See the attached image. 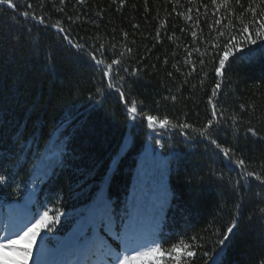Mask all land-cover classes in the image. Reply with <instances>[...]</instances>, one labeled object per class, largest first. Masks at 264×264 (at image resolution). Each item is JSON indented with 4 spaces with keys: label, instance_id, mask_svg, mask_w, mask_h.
Here are the masks:
<instances>
[{
    "label": "trees",
    "instance_id": "obj_1",
    "mask_svg": "<svg viewBox=\"0 0 264 264\" xmlns=\"http://www.w3.org/2000/svg\"><path fill=\"white\" fill-rule=\"evenodd\" d=\"M27 2L18 4L16 10L0 5V147L12 153L5 167L15 172L13 179L0 185L2 210L30 194L28 218L46 208L53 209L50 215L62 211L64 215L52 225L53 231L47 233V238L42 232L38 239L47 258L67 249L73 264L82 261L77 260L74 247H64L73 236L69 232L77 231V238L101 198L111 202L118 231L122 230L119 226L123 220L131 225L130 238L138 235L136 242L147 237L166 240L169 243H162L165 249L180 239L190 242L195 235L202 251L214 254L223 247H214L215 241L222 238L233 216H238L239 228L226 242L222 264H264V202L256 196L260 189L255 182L251 190L239 186L232 189L239 173L213 145L200 137L189 139L178 129H152L146 121L133 124L124 103L131 97L141 106L140 111L167 115L175 123L187 122L196 127L210 118L208 97L220 80L209 59L215 42L211 37L216 35L215 30L209 34L211 10L203 16V4L210 5V0H179V4L174 0H124L123 4L121 0H85L83 5L65 0L63 12L56 10L60 0H45L43 8L41 0H31L37 16L44 15L48 25L61 21L73 45L78 42L81 49L70 45L56 28L21 17L19 13L28 10ZM230 3L236 13L233 24L239 26L243 10L235 0ZM241 3L246 8L249 0ZM197 8L200 28L193 29L192 21L178 13L191 9L195 20ZM69 16L74 23L67 19ZM248 18L250 13L245 14V21ZM191 30L198 33L195 42ZM173 34L175 38L169 39ZM12 37H18L19 42ZM33 37L38 48L29 42ZM100 44L105 48L98 58L110 63L115 58L111 49L114 44L116 56L124 53V68L128 73L138 70V75L121 71L112 79L116 88L108 89L107 77L102 80L103 66L88 56ZM261 45L264 41L251 45V51L245 48L246 55L237 53L238 58L230 60L220 96L229 121L232 114L243 121L238 142L246 161L255 165L264 161V139L245 136L244 132L249 121L258 130L264 128ZM193 47L200 49L189 57L197 68L186 75L190 65L184 59ZM205 51L209 55L201 56ZM46 56L50 58L46 60ZM200 59L205 60L202 70ZM117 88L125 91L124 99ZM241 104L245 109L240 108ZM232 133L233 128L226 125L214 138L224 144L226 139L233 141ZM189 136L196 134L189 130ZM152 143L158 145L159 155L167 158L169 165L165 173H159L155 184L145 185L136 178L144 165L152 163L145 157ZM17 157L20 164L16 163ZM221 171L223 178L217 174ZM126 210L129 215H125ZM109 243L116 247L119 242L109 238ZM197 251L192 264H206L199 255L201 250ZM35 252L28 264H34Z\"/></svg>",
    "mask_w": 264,
    "mask_h": 264
},
{
    "label": "snow or ice",
    "instance_id": "obj_2",
    "mask_svg": "<svg viewBox=\"0 0 264 264\" xmlns=\"http://www.w3.org/2000/svg\"><path fill=\"white\" fill-rule=\"evenodd\" d=\"M23 2L24 0H16V2L14 0H0V5H7L12 10H16L18 4L22 5ZM44 2L45 0H41V8H43ZM174 2L179 4V0H174ZM77 3L83 5L85 0H77ZM123 3L124 0H121V4ZM64 4L65 0H60V7H56L55 4L53 6L56 7L58 12H63ZM235 5L243 10L239 16V26L233 24L232 17L236 13L230 0H210V5L203 4L205 10L203 16L206 17L209 10H211L213 15V23L209 26V34H211L212 30H215L216 35L215 37H211L215 42L211 44V55L209 59L214 65V73L220 80L215 83V86L211 89V95L208 97L210 118L200 127H196L194 124L187 122L175 123L167 115L161 117L160 115L140 111L138 108L141 106L138 105L134 98L129 97L128 99H124L126 96L125 91L120 88H117L116 91L124 99L128 118L133 124L138 121H146L147 126L152 129H156L157 127L160 129H178L189 139H196V137L203 138L204 141L213 145L222 154L225 162L229 166H234L238 171L239 178L232 181V189H237V186H239V188L251 190V186L255 182L256 188L260 189V191L256 192V196L260 197L261 201L264 202V161H261L259 165L253 164L251 160L246 161L244 151L240 147L237 138L239 125L243 121L238 114H232L229 121L228 109L221 106L222 101L220 99L221 85L225 77L226 66L230 67V60L238 58L237 53L246 55L244 53L245 48H249V51H251V45H256L258 41H264V0H249L246 8L241 3V0H235ZM27 9L20 12L19 15L25 20L31 18V20L40 25L56 28L58 32L63 34V38L68 40L70 45H73L67 29L62 27L61 21H56L51 25L46 24L45 16H37L32 10L33 5L31 0L27 2ZM249 13L250 18L245 21V14ZM196 14V19L193 20L191 9L187 13H178V15H183L186 21H192L191 27L193 29H199V20L201 17L199 8L196 9ZM67 19L73 23L75 22L71 16ZM181 31L183 32L185 29H181ZM201 31L203 30L201 29ZM190 35L195 42L198 37L197 31L191 30ZM124 36L126 37L127 33H124ZM159 38L160 34L157 32L156 39L159 40ZM174 38L175 34L169 37V39ZM11 39L19 42L18 37H12ZM29 42L34 47H39L36 38H31ZM206 43H208L207 40ZM73 46L77 49L83 47L78 42ZM261 47H264V45H261ZM104 48L105 45L100 44L93 51H90L88 56L96 65L103 66L101 68L102 80L104 77H107L108 89L116 88V85L112 83V79L114 75L119 76L121 71L129 75H138V70L134 73H128V70L124 68V53L116 56L117 46L114 44L111 45V49L115 58L110 63H106L104 59L98 58V55L103 56ZM128 51L131 50L128 49ZM192 52H200L199 47H193L192 51H187L184 63L190 65V70L186 75H191L197 68L196 62L189 59L192 56ZM200 55L208 56L209 54L205 51L200 53ZM49 58L50 56L45 57L46 60ZM198 62L202 70L205 65V60L200 59ZM120 79L123 80L124 77H120ZM97 91H102V89L98 88ZM171 99L175 100L176 97L172 96ZM245 107L243 104L240 105L241 109H245ZM226 125L233 128L232 135L234 139L231 142L226 139L225 143L222 144L214 137L218 136ZM248 125L245 128V136L251 134L252 137L264 139V135H261V133H264V128L258 130L257 126L251 125V121L248 122ZM189 130L195 133L196 136H189ZM2 144L3 140L0 139V145ZM21 150H25L23 145ZM28 150H30V146ZM10 159H12V153L0 147V185H6L15 176V172H9L5 167V164ZM16 163L20 164L18 157L16 158ZM250 168L252 170H249ZM217 174L223 178L224 173L222 171ZM105 179L110 178L106 177ZM50 212H53V209L46 208L42 212H37L31 218L26 219L16 231L10 232L6 229L4 234L0 235V264H28L32 260L36 242L41 237V233L44 232L45 238H47V233L53 231L52 225L59 223L60 217L64 215L62 211H56L54 215H50ZM261 212V218L264 219V209ZM114 213L115 210L112 208L110 201L103 198L98 201L97 210L89 218L88 225L81 228L79 235L72 242V246L75 249L85 254V260L79 262V264H192L198 255V249L201 250L199 252L200 257L206 259V264L207 261H211V264H222V254L224 253V249L228 247L226 242L230 241V237L236 234L234 230H238L239 228V218L238 216H233L226 226L225 231L221 233L222 238L215 241L214 247H223H219V251H216L214 254L203 252V246L199 244L197 236L195 235L189 238L190 242H185L184 239H180L177 243H171L170 247L165 249L162 247V243H169L166 240L154 239L150 243H137L128 236L131 228L130 223H125L123 220H121L119 226L122 230L118 231ZM125 215H129L127 210L125 211ZM89 230H91V235H89ZM101 232L104 235H101ZM109 238L113 242H119L116 247H113V244L109 243ZM41 252H43V248H41ZM92 257H95V259H92ZM34 264H41L38 257L35 259Z\"/></svg>",
    "mask_w": 264,
    "mask_h": 264
},
{
    "label": "rangeland",
    "instance_id": "obj_3",
    "mask_svg": "<svg viewBox=\"0 0 264 264\" xmlns=\"http://www.w3.org/2000/svg\"><path fill=\"white\" fill-rule=\"evenodd\" d=\"M151 140L148 141V143H150ZM146 156H148L146 158V161H149L151 164L150 165H144V168L141 169L142 167H140V171L141 174L137 176L136 181L145 185H150V184H155L157 176L159 177V173L160 172H166V170L168 169V159L165 157H162L159 152V147L158 145H156L155 143H152L151 145H149L147 147L146 150ZM147 172L145 173L144 172ZM149 170V171H148ZM139 171V170H138ZM145 174V175H144ZM152 174H156L153 177H146ZM30 194L26 197V199L24 200H20V201H15L13 203H11L7 208L6 211L2 210L0 207V235H3L5 230L7 229L8 231H16L17 228L24 223V221L26 219H28L30 211H31V203H30ZM77 231H72L69 232V234H73V236H71L67 242V244L64 245V247H67V245L72 244V242L75 240V236L74 233H76ZM89 235H91V233H89ZM151 241H146V243H150ZM43 243L40 242L39 239H37L36 242V247H35V251H38V253L40 254V250L41 248H43ZM71 247H73L71 245ZM77 260H85V254L79 250H77ZM64 264H73L72 260H70V257L67 254V249L63 250V251H58L56 253V258L51 261L48 262L46 264H57L58 261H61ZM44 264V263H43Z\"/></svg>",
    "mask_w": 264,
    "mask_h": 264
}]
</instances>
